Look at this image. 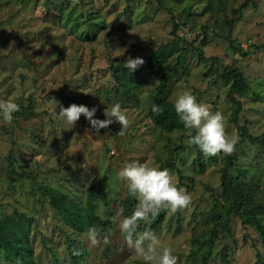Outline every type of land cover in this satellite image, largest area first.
Listing matches in <instances>:
<instances>
[{"label": "rangeland", "instance_id": "rangeland-1", "mask_svg": "<svg viewBox=\"0 0 264 264\" xmlns=\"http://www.w3.org/2000/svg\"><path fill=\"white\" fill-rule=\"evenodd\" d=\"M243 1L0 0V100H13L20 109L30 100L33 107L32 114L15 113L10 124L0 117V217L17 211L29 218L21 219L28 231L23 241L35 264H145L127 247L119 228L120 219L139 207L133 197L125 214L120 203L127 186L117 174L133 162L167 169L177 187L192 196L189 208L166 212L160 228L151 230L163 246L171 247L178 264H264V235L225 212L229 192L219 179L225 155L196 157L197 147L188 143L189 130L162 132L150 121L147 113L156 98L146 95L159 77H151L136 100L120 95L110 73L116 60L142 58L145 64L152 51L174 47L165 61L171 72L166 100L175 103L181 92L190 90L198 103L224 115L231 136L237 134L230 121L234 104L227 97L228 83L216 71L233 66L251 88L249 95L239 97L237 121L252 134L262 132L264 0H247L248 7L240 10ZM229 21L233 45L248 51L246 55L230 48L225 37ZM174 24L179 25L176 36L185 43L172 34ZM190 45L214 58L200 62ZM180 47L181 65L174 74L171 67ZM116 48L127 51L122 56ZM51 99L64 108L73 103L96 107L93 118L100 120L106 119L105 109L119 103L127 110L130 126L123 135L115 122L96 132L81 116L70 128L57 116L59 106ZM233 155L230 175L253 185L255 200L264 201V148L245 140ZM169 163L180 170L181 179ZM48 191L66 195L78 208L89 198L101 219L113 220L102 225L100 245L90 246L88 229L77 231L63 220ZM259 217L264 223V211ZM142 224L137 233L143 232ZM68 242L84 255L71 259ZM0 262L15 264L4 247Z\"/></svg>", "mask_w": 264, "mask_h": 264}, {"label": "trees", "instance_id": "trees-1", "mask_svg": "<svg viewBox=\"0 0 264 264\" xmlns=\"http://www.w3.org/2000/svg\"><path fill=\"white\" fill-rule=\"evenodd\" d=\"M254 4V3H253ZM249 2L244 0L238 7V9H244L248 7ZM222 8V7H220ZM206 9L214 10L211 6H207ZM239 16V15H238ZM231 26L232 21L228 22V32L226 34V39L228 40L230 48L234 52L242 53L246 55L248 51L242 52L241 48L233 45V41L230 38L231 36ZM179 25L174 24L172 34L176 36V30ZM180 42H186L183 39H180L179 36L175 37ZM191 46V45H190ZM175 49L159 47L158 49L152 51L150 54L149 60L139 67L136 71L129 73L128 69L124 67V61L116 60L110 65V73L113 79L115 89H117L123 97L129 99H138L139 91L146 85L147 81L151 77H159V82L157 83L154 91L147 92L146 99L154 96L156 98L153 102L147 113L150 121L162 132H181L184 127L179 117L177 116L174 108V104L169 102L165 98V87L166 82L170 76V71L165 67V61L171 52ZM191 50L197 53L198 59L200 62H208L214 57H206L203 54V49L201 47L191 46ZM184 51V47H180L178 52L179 54L176 57L175 63L171 67V71L174 73L177 72V67L181 65V54ZM175 74V73H174ZM173 74V75H174ZM217 76L228 83L227 97L234 104V109L231 113L230 121L234 124L237 129V135L239 136V142L236 145L235 151L243 145L245 140H248L251 144L259 145L264 148V130L258 134H252L249 132V129L240 125L237 121L238 113L241 110V103L239 97L249 95L251 90L250 85L248 84L244 75L233 66H225L222 71H216ZM257 95V96H256ZM256 97L259 94H255ZM153 106H158L159 110L154 112ZM32 101L29 100V104L26 107H22L18 114H32ZM181 136V135H180ZM181 149V145H177L175 151L178 153ZM235 153V152H234ZM201 151L197 148L196 157L201 155ZM227 159L224 166L219 168V179L220 184L225 185L229 192V202L226 205V214L237 216L242 223L250 224L255 229L259 231L261 235H264V223H262L259 214L264 211V201L255 200V191L254 186L248 183H245L239 178L233 177L229 173V167L234 166V155L225 156ZM157 159H159L157 157ZM170 168L176 170V173L181 179L182 175L180 170L173 163L168 164ZM258 189V186H257ZM44 190H48L44 187ZM49 198L55 206L58 213L61 215L63 220L70 225V227L76 229L77 231L85 230L90 227H96L101 233L102 225H111L113 223L112 219H101L98 214L95 212V205L91 199H87L82 208H78L75 203L71 201L66 195H61L60 193L55 194V196L49 192ZM92 193H89L91 196ZM133 196L129 194L126 189L124 197L121 199L120 203L122 205V210L125 214H128L131 210V201ZM215 209L212 207V212ZM166 211H161L156 217L151 218V222H143L141 225V230H157L160 228L162 219L164 218ZM24 218L25 221H29L28 217H24L21 213L13 211L9 215H3L0 217V247H4L5 250L13 256L14 263L18 264H35L33 260L30 259L31 249L23 240L28 238V231L26 226L23 224L21 219ZM10 224L14 226L11 227ZM218 225H225L224 221H218ZM137 228V232H138ZM213 232V231H212ZM69 243V242H68ZM200 241H198V248L200 249ZM68 253L69 257L73 260L76 258L82 257L85 253L83 249H79L72 244H68ZM257 259H260V255L257 252ZM0 264H2L0 262Z\"/></svg>", "mask_w": 264, "mask_h": 264}, {"label": "clouds", "instance_id": "clouds-1", "mask_svg": "<svg viewBox=\"0 0 264 264\" xmlns=\"http://www.w3.org/2000/svg\"><path fill=\"white\" fill-rule=\"evenodd\" d=\"M114 51L123 56L127 48H116ZM144 64L142 58L129 57L124 67L129 73L136 71ZM56 108L59 106V118L63 119L70 128L74 127L83 116L91 128L99 132L107 129L114 122L121 126L120 135L130 126L127 110L122 109L119 103L112 105L110 111L105 109L106 119H94L96 107L91 109L85 105L70 104L67 108L59 105L55 99H51ZM175 112L186 130H189L188 143L196 146L206 157L218 155L231 156L234 154L239 142L237 134L229 135L226 131L224 115L213 112L206 104L198 103L195 95L190 90L181 92L174 104ZM20 110L19 105L13 100H0V117L11 123L14 114ZM154 112L158 106H153ZM194 133V134H191ZM118 178L124 181L129 194L138 198L139 207L127 217L119 221V228L124 234L126 245L134 255L145 264H178V257L173 254L171 247L163 246L160 238L151 230L137 233L140 222H151L161 211L176 214L189 208L192 204V196L184 188L177 187L175 178L167 169L161 170L147 163H128L118 172ZM90 246H98L101 243L100 233L96 227H90L86 233ZM107 237L103 243L108 244Z\"/></svg>", "mask_w": 264, "mask_h": 264}]
</instances>
